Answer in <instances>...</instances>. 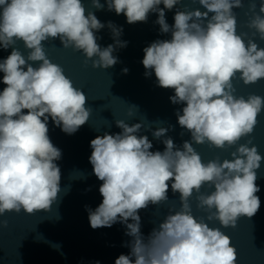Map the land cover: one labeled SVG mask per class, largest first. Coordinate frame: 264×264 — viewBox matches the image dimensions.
<instances>
[{
	"label": "clouds",
	"instance_id": "obj_1",
	"mask_svg": "<svg viewBox=\"0 0 264 264\" xmlns=\"http://www.w3.org/2000/svg\"><path fill=\"white\" fill-rule=\"evenodd\" d=\"M191 3L200 7L185 0H90L87 7L82 0H0V49H10L0 59V228L8 227L2 219L8 213H47L58 203L62 150L50 138L49 123L73 135L91 115L85 92L48 58L46 42L58 39L92 68L107 70L120 62L114 53L128 41L121 39L122 25L101 22L93 9L123 14L129 25L147 23L154 13L159 33L171 38L143 48L144 75L154 73L156 85L174 93L170 102L183 105L175 115L180 136L187 132L190 139L178 146L167 135L171 125L152 130L122 119L115 121L120 132L92 139L88 159L102 182V202L95 209L85 205L88 221L93 230L116 223L125 227L129 252L114 264H237V249L222 229L235 228L261 207L257 180L264 155L253 134L264 96L237 95L234 81L249 86L264 80V47L257 43V38L264 41V0H248L251 35L237 31L234 9H243L244 0ZM173 10L170 25L166 11ZM105 27L113 43L102 47L97 33ZM20 42L26 55L17 47ZM142 129L162 142L163 151L152 150ZM205 144L231 150L230 158L204 162L194 145ZM205 185L211 191L201 192ZM169 189L179 194L180 207L169 208L145 237L140 211L166 203ZM193 198L203 215H194Z\"/></svg>",
	"mask_w": 264,
	"mask_h": 264
},
{
	"label": "water",
	"instance_id": "obj_2",
	"mask_svg": "<svg viewBox=\"0 0 264 264\" xmlns=\"http://www.w3.org/2000/svg\"><path fill=\"white\" fill-rule=\"evenodd\" d=\"M86 7L90 0H82ZM104 3V0H101ZM190 7H200L192 4L191 0H185ZM259 3V0H257ZM243 9H234L237 13V31L248 32L247 22L250 18L248 0H244ZM163 7V5H161ZM106 8V5H105ZM203 10V9H201ZM97 18L103 22H114L123 26L122 40L128 41L126 48L114 53L119 58L115 66L103 70L91 67V62L85 63L81 53L72 49H64L58 39L49 40L45 44L48 58L60 64L65 74L69 76L76 87L81 88L87 98V106L91 108L89 122L82 126L75 134L67 135L49 123L50 138L55 146L62 150V159L57 161L61 168L60 200L53 205L51 211L37 212L28 215L24 212L8 213L2 219L8 221L7 228H0V264H94L99 260L101 264H114L120 254H128L129 248L124 246L131 238L125 235V227L116 223L111 228L102 227L93 230L88 221V213L85 205L95 209L101 202L99 193V181L92 172V166L88 157L91 154L90 141L104 132L118 133L121 130L116 127L115 121L122 119L129 124L142 122L145 128L157 127L173 128L167 133L178 146L184 140L190 139V134L185 132L177 123L175 111L183 105H174L169 96L172 90L163 89L156 85L154 73L151 77H145V69L141 63L143 48L156 39H170V34H160L159 26L153 21L157 14H150L147 23L129 25L126 17L116 15L107 10L95 11ZM174 10L166 11L167 22L171 25ZM97 35L102 39L98 41L102 47L113 43L110 30L105 27ZM257 43L264 47V41ZM22 52V42L17 44ZM10 49H0V59L5 58ZM38 63V62H37ZM128 68L127 74L122 73L123 68ZM0 73V77H2ZM237 95L257 94L264 96V80L258 84L245 86L239 80L234 81ZM4 87L0 84V90ZM136 106V108L133 107ZM132 116H129V111ZM260 124L253 134V142L258 146L261 155H264V113L259 117ZM141 135H148L153 142V151H163L162 142L152 137L151 131L141 130ZM241 142H244L243 140ZM201 155L202 160L219 157L221 160L230 158V151H223L205 145H194ZM257 184L261 191L257 193L261 200V207L252 218L242 217L235 228L222 229L231 237L232 244L238 253L237 264H264V161L258 170ZM211 191L207 185L201 192ZM169 200L160 206L149 205L140 211L141 231L145 237L149 235L169 208L180 207L179 194H173L169 189ZM194 215H203L196 208V201H190ZM59 217V218H57ZM212 226L219 227L218 222L213 221Z\"/></svg>",
	"mask_w": 264,
	"mask_h": 264
}]
</instances>
